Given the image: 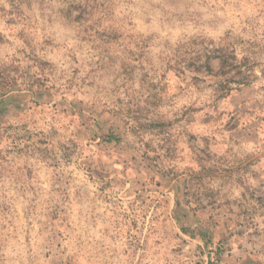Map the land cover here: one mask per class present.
I'll use <instances>...</instances> for the list:
<instances>
[{
  "label": "rangeland",
  "instance_id": "obj_1",
  "mask_svg": "<svg viewBox=\"0 0 264 264\" xmlns=\"http://www.w3.org/2000/svg\"><path fill=\"white\" fill-rule=\"evenodd\" d=\"M262 237L264 0H0V264H247Z\"/></svg>",
  "mask_w": 264,
  "mask_h": 264
},
{
  "label": "crops",
  "instance_id": "obj_2",
  "mask_svg": "<svg viewBox=\"0 0 264 264\" xmlns=\"http://www.w3.org/2000/svg\"><path fill=\"white\" fill-rule=\"evenodd\" d=\"M199 226H201V223H198ZM209 232L213 234V236L217 235L215 229L212 227L211 224H209ZM215 232V233H214ZM226 235V233H225ZM223 236L224 239L226 240V242L231 246V247H235V249L239 248L238 244H241L239 241H241V237H237V236H233L231 237L229 236ZM219 236H215V240L218 239ZM239 239V240H238ZM260 240H264V237H262ZM218 241V240H217ZM225 242V243H226ZM224 242H222L221 244H223ZM262 243V242H261ZM234 249V250H235ZM252 251L254 254L248 253L246 254V257L248 259L247 264H258L260 261L261 263L264 264V243H262V245L260 244L259 246H253L252 247Z\"/></svg>",
  "mask_w": 264,
  "mask_h": 264
}]
</instances>
